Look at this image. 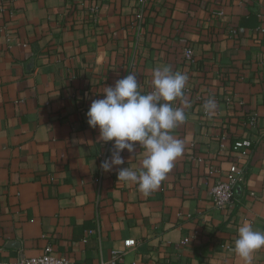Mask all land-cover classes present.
<instances>
[{
  "label": "crops",
  "instance_id": "obj_1",
  "mask_svg": "<svg viewBox=\"0 0 264 264\" xmlns=\"http://www.w3.org/2000/svg\"><path fill=\"white\" fill-rule=\"evenodd\" d=\"M146 3L140 23L137 0H0V260L51 246L75 264H112L114 251L117 264H243L238 227L264 232V0ZM164 65L188 76L190 107L171 132L185 148L145 195L117 180L144 149L105 171L113 145L86 113L130 73L152 91ZM240 140L251 145L236 149ZM234 165L246 183L223 212L210 190ZM253 257L264 264V248Z\"/></svg>",
  "mask_w": 264,
  "mask_h": 264
},
{
  "label": "clouds",
  "instance_id": "obj_2",
  "mask_svg": "<svg viewBox=\"0 0 264 264\" xmlns=\"http://www.w3.org/2000/svg\"><path fill=\"white\" fill-rule=\"evenodd\" d=\"M187 74L173 72L168 65L157 67L152 73V91L142 94L136 74L130 73L104 88V96L91 102L86 113L90 127L99 129V140L112 142L111 156L101 167L111 171L124 164L121 153H132L138 143L144 157L137 170L119 168L117 180L138 185L145 195L155 191L183 155L185 145L171 132L184 123L185 109L190 107L185 99ZM180 100L182 107H174ZM205 112L211 117L217 107L208 99ZM234 251L243 264H253V254L264 248V232L253 228L248 220L237 229Z\"/></svg>",
  "mask_w": 264,
  "mask_h": 264
},
{
  "label": "built area",
  "instance_id": "obj_3",
  "mask_svg": "<svg viewBox=\"0 0 264 264\" xmlns=\"http://www.w3.org/2000/svg\"><path fill=\"white\" fill-rule=\"evenodd\" d=\"M101 1H107V0H101ZM138 1V10L136 17L138 21L141 23L144 19L145 14V7L147 0H137ZM93 10L96 9V7L92 8ZM185 58L188 60H191L193 58V49L188 48L184 52ZM184 91L189 92L190 86H185ZM254 122V118L253 121ZM251 142L250 140H240L235 143V148H241L245 146H250ZM246 170L243 167H240L238 165L232 166L229 174L225 178L218 179L215 184L212 186L210 190L211 199L213 202V206L216 209L222 210L223 212L231 210L235 204L239 200L238 196V188L241 186H244L246 183ZM253 195H255V192H252ZM136 244V240H126V245L133 246ZM123 252L114 251L111 263L117 264L118 262L122 261V255ZM0 264H75L72 260L64 257V256H57L54 254V251L52 250L51 246L46 247L44 253H42L39 256H33V257H19L15 261H2L0 260Z\"/></svg>",
  "mask_w": 264,
  "mask_h": 264
}]
</instances>
